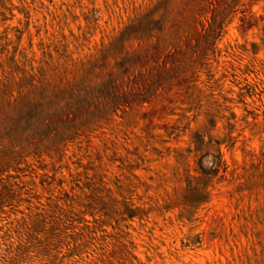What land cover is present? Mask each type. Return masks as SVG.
<instances>
[{
    "label": "rangeland",
    "instance_id": "374dc122",
    "mask_svg": "<svg viewBox=\"0 0 264 264\" xmlns=\"http://www.w3.org/2000/svg\"><path fill=\"white\" fill-rule=\"evenodd\" d=\"M0 264H264V0H0Z\"/></svg>",
    "mask_w": 264,
    "mask_h": 264
}]
</instances>
